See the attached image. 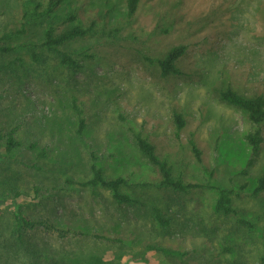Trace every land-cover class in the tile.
I'll return each mask as SVG.
<instances>
[{
    "label": "rangeland",
    "instance_id": "rangeland-1",
    "mask_svg": "<svg viewBox=\"0 0 264 264\" xmlns=\"http://www.w3.org/2000/svg\"><path fill=\"white\" fill-rule=\"evenodd\" d=\"M22 1L0 0V36L26 30L12 46L40 41L48 22L58 31L70 26L60 22L65 6L56 18L24 17ZM69 2L84 19L99 20L94 34L60 47L79 68L43 48L38 61L24 47L0 53V145L13 128L23 143L0 158V198L8 201L0 206V236L11 232L17 204L25 217L56 229L24 232L37 244L40 264H264V191L254 194L264 141L247 168L245 135L254 125L220 98L227 89L264 95V0H140L131 16L126 0ZM180 45L179 74L162 76L156 60ZM260 128L264 136V121ZM135 132L174 178L200 187H155L160 175L135 146ZM91 152L106 178L127 180L122 191L142 207L118 205L104 188L93 196L65 184L89 179ZM219 187L229 214L215 211Z\"/></svg>",
    "mask_w": 264,
    "mask_h": 264
},
{
    "label": "trees",
    "instance_id": "trees-1",
    "mask_svg": "<svg viewBox=\"0 0 264 264\" xmlns=\"http://www.w3.org/2000/svg\"><path fill=\"white\" fill-rule=\"evenodd\" d=\"M140 0H126V8L129 16L134 14ZM22 7L24 9V17L26 15L34 16H51L57 17L58 10L65 6V12L60 20L61 24L69 23L70 26L63 30L58 31L54 24L48 22L43 31L40 41L34 42L27 40L22 43H17L15 46L11 45V41L18 36L26 34L24 28L12 29L4 32L0 36V53H9L15 48L24 47L31 53L35 61L39 60L38 48H43L46 52L55 53L59 58V63L71 69L79 68V63L70 53L60 50V47L79 38L90 36L97 31L98 19L86 20L80 15L77 9L71 7L69 0H23ZM105 23V22H103ZM104 26V25H103ZM185 53V47L182 45L175 46L167 51L164 57L156 60L160 73L162 76L169 74H179L176 68V61ZM85 56V55H84ZM87 57V56H85ZM220 98L226 104L235 107L245 112L248 121L254 125V129L245 135V140L250 149V158L247 162V168H250L257 160L261 144L264 141V136L260 128L261 123L264 121V95H257L253 97L240 96L232 90L220 92ZM78 115V127L76 132L81 133L85 128V122L81 117V112L76 109ZM176 119L182 123L180 116L176 115ZM15 129H10L5 134V143L0 145L4 150L0 151V158L5 155H11L13 151L22 149L23 143L15 136ZM133 142L148 162L154 166L160 178L154 184L157 188L171 189L174 192H188L191 189L199 188V185L185 183L181 180L174 178L171 174L170 167L167 163L159 159L155 153L154 147L150 144L140 133H133ZM2 136L0 135V139ZM34 148V144L30 148ZM192 150L196 155L198 151L193 146ZM90 177L85 181H76L72 178L65 179L66 185L78 186L80 188H104L108 190L112 196L113 201L118 205H132L135 207H142L143 202L137 198H133L122 191V188L128 186L126 179L116 177L108 179L105 177L103 170L96 165L97 157L93 152L90 153ZM146 185L140 184V186ZM153 185V184H150ZM218 191V198L215 204V211L222 214H229L232 212L230 208V199L227 191L223 188H214ZM38 192V188L34 189ZM264 191V172L257 179L254 194ZM19 194L17 193L16 196ZM93 196H98L97 192L92 191ZM5 197L0 198V206L7 204ZM13 211V221L11 224V232L7 236H0V264H40L38 247L34 241L29 238H24V232L34 231L38 228L43 230H56L55 227L49 223L48 220H36L33 218L25 217L21 212V206L15 205ZM152 218L157 221L162 227H167L166 220L163 219L160 210L156 207H151ZM147 250L160 251L166 255L174 257H182L183 252L178 250L166 249L156 246H149ZM264 261V256L262 257ZM53 264V263H50Z\"/></svg>",
    "mask_w": 264,
    "mask_h": 264
}]
</instances>
